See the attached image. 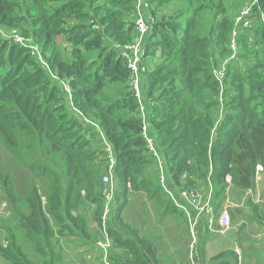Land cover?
<instances>
[{
    "label": "trees",
    "instance_id": "16d2710c",
    "mask_svg": "<svg viewBox=\"0 0 264 264\" xmlns=\"http://www.w3.org/2000/svg\"><path fill=\"white\" fill-rule=\"evenodd\" d=\"M83 1H48L55 6L48 7L47 13L44 9L41 15L33 18L34 35L45 37L50 29L60 27L63 22V20H59L60 18L73 19L71 12L75 9L76 4L80 8L83 7ZM110 1L109 3H111ZM142 1L151 5L150 11L147 9V17L152 25L149 46L152 45L154 52L160 51V62L157 65L154 63L155 66L151 67L149 74L145 77L146 85L150 84V86L146 87L143 84L142 87L146 105L145 112H141L140 104L134 97L131 87V93L116 101L113 107L99 104L97 96L104 90L106 79L113 82H125L130 76L127 64L121 55L117 56L114 52L108 53L103 56L99 61L98 68L93 71L90 69V63L92 64L93 61L89 63L84 59L79 63L74 61L73 64H68L66 61L48 59L47 65L57 75L59 83L55 81L56 85L48 80L44 82L43 77L39 78L41 74L45 77L44 70L39 74L41 68L34 71L38 74L27 73V67L24 64L32 59L22 55L17 49L9 47V45L0 48V86L2 87L0 101H12L19 108V111L12 112L8 111L5 106H0V128L7 134V145L14 153L17 146L15 124H19L27 134L39 138L40 141H51L53 143L51 150L62 151L64 154L68 179L67 191L61 185L55 184L45 206L38 187H32L27 200L30 213L19 221L27 240L33 244L35 252L44 259L43 264L61 262L62 254L54 243L57 235L74 236L81 243L96 247L103 256V250L97 246V243L103 239L101 228L104 202L102 196L101 199L94 196V173L92 174L85 166L87 156L83 149V143L66 134L64 129L66 125L59 123L54 112L50 109L55 93L59 92L58 86L68 85L64 79L68 80L70 85L72 84L73 89L68 85L69 91L66 94L70 99L73 98L72 93H76L74 103L79 109H76L75 112L83 120H86L87 112L92 109L97 110L100 124H95L99 126L101 133L112 146L117 157L116 175L120 181L121 191L119 193L120 204L106 221L107 233L111 239V248L108 252L109 264H158V258L150 240L141 236L138 230L125 222L123 210L131 192H142L150 200H156L158 207L163 211L161 218L172 216L182 220L184 224L187 223L185 212L175 206L160 182L154 183V173L159 168L157 159L152 155L153 153L143 136L144 121L150 126L149 130L155 140L156 148L165 163L166 177L170 181L171 189H179L174 184L183 181V176L186 174L187 185L181 188H197V183L203 181L212 187V196L214 195L212 205H215L217 198L220 197L222 201L230 180L242 189H252L255 187L258 167H262L264 170V78L252 77L251 88L256 95L253 99L238 101L235 111L221 112L220 110L219 112L216 109L218 117H215L211 114V110L216 107V103L207 104L204 111L198 109L201 102H204L205 90L217 87L221 83L217 78L216 82L210 84L199 75L203 71L196 64L208 60L204 58L206 52L201 50L204 48L201 44L206 41H210L216 46L225 44L229 52L234 54L231 49V36L233 30L238 28H235L236 14L231 20L232 23L225 17L220 20L218 28H224L225 32L230 27L231 29L229 34L222 33V36L215 39L214 34L207 33V36L204 37L197 34L194 15H188L182 19L177 18L179 14L174 17L173 14L178 8H174L171 3L175 0H167L170 4L168 8L159 5V3H163L161 0L152 3ZM257 1L259 8L264 12V0ZM7 5L9 2L0 0V11L7 12L6 14L18 11L11 7L3 9ZM137 6L138 0H127L124 6L126 8L121 13L122 16L115 12L108 16L105 15L100 22L105 27L104 32L111 33V36L117 38L119 40L117 42L122 45L130 43V37L133 32L136 33L134 21L131 20L129 26L132 29L125 31L126 22L124 20L130 18L132 14L135 19ZM182 7L184 8L183 5ZM223 11L220 16H224L225 11ZM195 12L197 11L195 10ZM86 14H90V12L82 13V15ZM77 15L80 16V13ZM13 19L16 17L8 18L3 14L0 21L7 20V25L13 27L15 25ZM62 30L60 27L58 33L62 34ZM252 30H241L240 36L243 39L251 37ZM257 30L259 36L256 37L255 45H264V30ZM240 36L237 40V55L239 53V56L250 57L253 53L259 54L260 50L253 47L247 39V43L245 41L243 45L246 46V49H241L243 46L241 47ZM55 37H58V34ZM120 37L123 39H119ZM88 44L93 45L92 42ZM148 50L149 58H153L152 51L150 52L151 48L148 47ZM6 51H8L7 56L5 55ZM155 55L157 56L158 53L156 52ZM172 57L180 61L177 67H172L174 61ZM8 61L12 64L11 70L7 65ZM236 62L238 61L232 63ZM47 65H43L42 68L46 69ZM35 66L32 65V67ZM178 83H182L179 91L176 89ZM254 100L260 101L253 104ZM119 102L122 105H125V102L130 105L135 104L140 111L137 109L130 112L136 117L115 116L113 113L119 108ZM78 110L83 111L85 115ZM87 120L92 121L88 118ZM97 132L99 134H96L97 140L100 143L102 139L100 132L98 130ZM103 153L106 154L104 148ZM105 157L107 158L106 155ZM236 164L238 177L235 182L233 175ZM47 170L52 171L49 168ZM82 172L87 179L86 203L95 206L94 213H92L91 207H88L92 219L86 213L81 215L78 212V202L74 196L75 187L80 186L79 174ZM220 206L217 205L215 208ZM50 218L58 223L57 230L51 225ZM113 249L116 252H112ZM0 256L11 264H36L23 251L15 235L8 238L6 246L0 244ZM226 256L227 254L222 253L216 256L213 261L214 263L222 261Z\"/></svg>",
    "mask_w": 264,
    "mask_h": 264
},
{
    "label": "rangeland",
    "instance_id": "374dc122",
    "mask_svg": "<svg viewBox=\"0 0 264 264\" xmlns=\"http://www.w3.org/2000/svg\"><path fill=\"white\" fill-rule=\"evenodd\" d=\"M4 1L9 2V5L5 6L3 9L11 7L14 10L18 9V11L13 14H6L7 12L3 13L0 11V20L3 14L8 16V18L10 16L16 17V19H13V22L15 23L13 27L7 25V20L4 22L0 21V48L4 47L5 45H9V47H13L17 49V51H20L22 55H26V57L32 59L31 61L24 64L27 67V73L33 72V75L38 74V72L34 71L37 68H41L39 74L43 73L44 70L45 77L41 74L39 78L43 77L44 82L48 80L53 84L59 83L56 78V73L50 69L49 65H47L48 59L66 61L68 64H73L74 61H78L79 63L84 59L89 61V63L93 61L92 64L90 63V69L93 71L98 68L99 61L102 60L103 56L110 52H114L117 56H119L123 53V47L129 44L127 43L122 45V43L117 42L119 40H117L115 37H112L111 33L104 32L105 27L100 24L102 18L105 15L108 16L109 14H113V12L119 13L120 16H122L121 13L126 8L124 6L126 5L127 0H111V3H109V0H97V2L96 0H84L83 7L80 8L78 4L75 5V9L71 12V17L73 16V19L65 17L59 19L63 20L60 25V27L63 29L62 34L58 33L60 27L58 29H55L54 27L48 31V35L42 38L34 35L35 23H33V18L41 15L44 9L47 13L48 7L52 6L53 8L55 6L53 3H48L50 0ZM144 1L152 3L156 0ZM161 1L163 3H159V5H163L167 8L169 7L170 4L167 0ZM256 1L257 0H175L173 3H171L174 8H178V10L173 14L174 17L179 14L177 18L182 19L185 16L194 15L196 18L195 28L197 34L203 37L207 36V33L214 34L215 39H218L220 36H222V33L229 34L231 29L230 27V29H227L225 32L224 28H218L220 25V20L223 17L231 21L233 20L235 14V16H237L242 10L251 9L255 4L254 9L257 15L253 19L252 26L254 27L250 35L253 39V42L250 41L249 37L246 39L251 43V45H253V47H256L257 50H260V52L258 51L259 54L253 53L251 51L253 54L250 57H242L239 56V53L237 55V51L234 54H231V52H229V50L226 48L225 44L216 46L210 41H206L201 44L204 47L201 50L206 52V57L204 58L208 60H203L196 64V66L200 67L203 71L199 75L203 77L204 80H207L210 84L216 82L217 78L220 79L221 83H219L217 87H211V89L205 90L203 99L204 102H201V106L198 107V109L204 111L207 104L216 103V107L211 110V114L215 117H218L217 110L219 112L220 110L221 112L235 111L238 107V103L242 99H253L254 95L256 94L251 88L252 79L255 77L264 78V45H255L256 37L259 36L257 34V29H259V31L264 30V12L259 8V2ZM195 10L197 12H195ZM86 11H89L90 14L82 15V13H85ZM222 11L224 12V16H220ZM79 13L80 16L77 15ZM133 16L134 14H132V16L127 20H124L126 22L125 31L132 29L129 26L131 24V20L135 21ZM251 20L252 18H249L250 22ZM241 30L245 31L246 29L243 27L240 29V27H238L237 29L233 30V32L235 31L237 33L235 40H238ZM56 34H58V37H55ZM254 34L256 35L255 37ZM136 38L137 33L133 32V35L130 37V43ZM119 39L123 38L120 37ZM240 39H242V47L246 39H243L242 36H240ZM147 41L148 47L151 48L150 52L152 51L153 56V58H149L148 64L151 65L152 63V65L155 66V64L157 65L158 62H160V51H156L158 53L156 56V52H154L152 45L149 46L150 38L147 39ZM89 42H92L93 45L88 44ZM241 49L245 50L246 46H243ZM5 55H8V51L5 52ZM154 55L156 56L155 58ZM200 57L202 56L200 55ZM172 59H174V57H172ZM235 61L238 62L233 64L232 62ZM179 62L180 61L175 58L172 62V67H177ZM7 65L11 70L12 64L8 61ZM32 65L36 66L32 67ZM43 65H47V68H42ZM150 69L151 67H149L148 74ZM64 80L69 85V87L73 89L72 84L70 85L68 80ZM105 83L106 86L104 90L97 96L99 99V104L102 106L113 107L116 101L131 93L130 76L125 82H113L106 79ZM146 83L147 79H145L144 85H146ZM68 85L63 84V87L60 85L58 86L59 92L55 93V98L50 105V109L52 112H54L53 114L55 117H57V121L59 123H63V125H66V128H64L66 134L72 139H77L83 143V149L87 156L85 166L91 171L92 174L94 173L95 176V180L93 181L95 188L94 196L101 199V177L106 171L105 168L107 164L105 157L106 154L103 153V148L105 149L106 145H104L103 141L100 143L98 142L96 135L98 132L97 130H94L96 128L92 124L93 121L94 123L100 124V121L97 118V110L92 109V111L86 113L87 115H85L83 111L78 110L92 121L89 122L88 120H83L82 117L75 112L76 109H79V107L74 103V96H76V93L73 92V98L68 99L66 94V92L69 91V88L67 87ZM81 86L83 85L81 84ZM147 86H150V84H147L146 87ZM181 87L182 83L176 84L177 91H179ZM1 89L2 87L0 86V91ZM151 95L154 97L152 92ZM151 95L150 98L152 97ZM259 101L260 100H254L252 103L257 104ZM120 103L121 102H119V108H117V110L113 113L115 116H121L125 118L136 117L134 114L131 115L130 112L136 111L137 109L140 111L135 104L130 105L128 102H125V105H122ZM0 106H5L8 111H19L17 105L12 101L2 100L0 101ZM15 129L17 146L15 152L13 153L11 148L6 143L7 134L0 128V244L6 246L8 238L12 235H15L18 244L22 247L23 251L30 257V259L36 264H43L44 259L35 252L33 244L27 240L24 230L19 225V221L23 216H27L30 213L27 200L32 187H38L45 206L47 204L51 189L55 184L61 185L67 191L68 179L65 170L64 154L62 151L55 152L51 150V148H53V143L51 141H40L39 138H34L30 134H27V132L23 131L19 124H15ZM159 147L161 148V146ZM162 164L163 173L166 175L167 171L163 160ZM47 168L51 169L52 171L47 170ZM154 174V183L156 182L157 184L160 182L161 184V171L157 170V172ZM233 176L235 181L238 177L237 164L234 166ZM115 178V184L117 185V196L114 211L120 204L119 193L121 191L120 181L116 174ZM156 178H158V180H156ZM185 178L186 174L183 176V181L180 183H175L179 187L177 190L186 189L181 188L187 185ZM79 180L80 186H76L74 191V196L77 198L76 201L78 202L79 207L78 212L81 215L86 213V215L91 218V212L88 211V207H91V211L94 213L95 206L86 203L88 187L86 182L87 179L83 172L79 174ZM197 184L201 185L202 190L206 192L211 191V187L203 181H199ZM255 185L256 186L254 188L247 190L237 188L239 186L230 180L226 189H229L230 192L228 196L231 198L233 197V199L235 196H238L237 193L239 192L244 197L248 195L249 197L251 196L255 203L260 204L259 215L262 212L264 215V170L262 167H258L257 169ZM235 189H237L238 192H236ZM149 200L150 199H148V197H146V195L142 192H131L130 198L128 199V202L123 210L126 224L138 230L141 236L144 235L142 230L138 228L139 226H137L139 221H144V224H146L144 228H147L151 225V222L145 213V206L148 207L149 210L152 209V205H155V208H158L156 200ZM83 204L85 205L83 206ZM217 205L220 206V197L217 198L215 205H213L214 208L217 207ZM192 210L193 208H191V211ZM218 210H220V207L217 208V211ZM190 214L191 217L189 215V223L193 221V219H191L192 213ZM219 215V213H216L215 216L220 218ZM156 218L160 219L158 216ZM50 222L51 225L57 230L58 223L53 218H50ZM179 222L183 224L182 220ZM246 230L248 232H254L253 228L251 229L248 227ZM196 233L197 231L193 230V237ZM212 237L219 238L216 235H213ZM74 238L76 237L69 236L68 234L62 236L57 235L54 243L62 254L61 262L58 264H103L100 257H93V245L83 244L78 238ZM195 240L196 238H194V243ZM75 241H79L78 244L75 243ZM222 243V240H211L207 247L208 254L211 257L214 256L213 254L218 255L219 247L222 245ZM197 256V259H199L201 263L203 260L201 255L198 254ZM193 257H195V252H193ZM96 259L99 262H97ZM0 264L11 263L7 262L3 257L0 256Z\"/></svg>",
    "mask_w": 264,
    "mask_h": 264
},
{
    "label": "crops",
    "instance_id": "0c3cea01",
    "mask_svg": "<svg viewBox=\"0 0 264 264\" xmlns=\"http://www.w3.org/2000/svg\"><path fill=\"white\" fill-rule=\"evenodd\" d=\"M144 12L148 16V10ZM152 20L155 21L153 17ZM168 183L170 186L169 180ZM195 189L200 198L196 203L188 204L189 212L185 213L188 223L181 224L180 219L172 216L166 217L170 219H163L161 218L162 210L157 205L158 208L152 205L151 210L145 206V213L151 225L144 228L146 225L144 221H139L137 226L142 230L144 237L152 243L158 264H264V215L262 211L259 215L260 204L255 203L249 195L242 196L240 192L233 199L228 196L229 189H226L222 201L220 200V210L217 211L211 202L213 200L212 187L209 192L202 190L200 184ZM235 191L238 192L237 189ZM191 208H193L192 211ZM225 211L230 214L231 228L226 232H221L219 217L215 215L216 213L221 215ZM190 213H192L193 221L189 223ZM157 216L160 219H157ZM248 227L253 228L254 232H248L246 230ZM193 230L197 231L194 237ZM213 235L219 238H213ZM194 238H196L195 243ZM216 239L223 241L218 255L225 253L227 256L222 261L214 263L213 259L218 255L213 254L214 256L211 257L207 247L211 240ZM78 242L75 241L77 244ZM112 252L116 250L113 249ZM193 252H195V257H193ZM92 253H94V258L100 257L105 264L96 247H93ZM198 254L203 259L201 263L197 259Z\"/></svg>",
    "mask_w": 264,
    "mask_h": 264
},
{
    "label": "built area",
    "instance_id": "2783aa9c",
    "mask_svg": "<svg viewBox=\"0 0 264 264\" xmlns=\"http://www.w3.org/2000/svg\"><path fill=\"white\" fill-rule=\"evenodd\" d=\"M255 5V4H254ZM254 5L251 9L242 10L239 15L236 16L235 19V28L243 27L246 31H251L253 26V19L257 15ZM150 10V5L144 3L142 0H138V6L136 10L135 16V31L137 33V38L131 43L127 44L123 47L121 54L123 60L127 64V68L130 73V84L132 91L134 93V97L138 100L140 104L141 112H145V100L144 94L142 91L143 84L145 83V77L148 74L149 67H153L148 64L149 60V50H148V41L152 32V25L149 21V18L145 14V10ZM249 18H252L251 22ZM264 22V18H263ZM235 30V29H234ZM237 33L232 32L231 36V49L235 53L238 51L237 49V40L235 37ZM250 41L253 42V39L249 37ZM151 59V58H150ZM151 70V69H150ZM217 73V72H216ZM218 74V73H217ZM218 76V75H217ZM220 80V79H219ZM85 120V119H84ZM87 121V119L85 120ZM93 126L100 132V136L102 141L104 142L105 152H106V171L101 177V196L104 202V211H103V223H102V237L103 239L97 243V246L103 250V259L105 264L108 263V252L111 248V239L108 236L106 221L108 217H110L115 209L116 205V196H117V185L115 184V174H116V166H117V157L115 155V151L112 146L108 143L107 139L101 133L99 126L95 123H92ZM143 136L148 143V147L150 151L153 153L152 155L157 159V164L159 170L161 171V185L164 187L166 193H168L169 197L173 201L176 207L180 210L188 213V204L196 203L200 198L198 191L195 188H186L181 190H174L167 183L166 175L163 173V164L161 159V154L157 150L155 145V140L153 139L149 126L146 121L143 123L142 127ZM113 149V150H112ZM221 225V232H226L231 228V220L230 215L227 211L223 212L219 218Z\"/></svg>",
    "mask_w": 264,
    "mask_h": 264
}]
</instances>
